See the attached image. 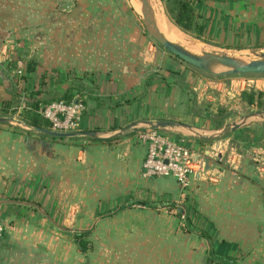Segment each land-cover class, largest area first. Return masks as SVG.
<instances>
[{
	"label": "crops",
	"instance_id": "crops-1",
	"mask_svg": "<svg viewBox=\"0 0 264 264\" xmlns=\"http://www.w3.org/2000/svg\"><path fill=\"white\" fill-rule=\"evenodd\" d=\"M45 1L50 25L31 35L43 41L34 57L27 44L0 49V117L8 103L21 117L27 99L41 109L69 97L97 138L0 124V264H206L220 242L237 246L238 264H264V80L207 79L157 49L135 18L81 12L116 0ZM158 1L169 17L171 0ZM191 1L199 42L264 51V0ZM24 57L36 72L15 85L8 65ZM160 122L206 161L186 189L145 172L137 135ZM187 216L211 240L188 232ZM85 231L92 249L82 254L73 234Z\"/></svg>",
	"mask_w": 264,
	"mask_h": 264
},
{
	"label": "rangeland",
	"instance_id": "rangeland-1",
	"mask_svg": "<svg viewBox=\"0 0 264 264\" xmlns=\"http://www.w3.org/2000/svg\"><path fill=\"white\" fill-rule=\"evenodd\" d=\"M126 1L130 3V8L128 7V4L126 3L122 4L121 2H117L116 0L114 4L117 6L111 5L112 7L110 6L102 7V5H99V7H95L93 9V6L87 5L85 7H81V12H83L84 14L88 12L90 9L92 11L98 9L100 10V13H101V10L103 9V12L106 16H111L117 13L118 15L126 16L125 18L127 22L126 25L128 24L129 20L132 21V19L135 18L136 28L138 30H142L146 38L149 41H151L157 49L162 50L163 48L148 35L145 29L144 22H143V16L141 13V7H142L141 3L136 0L135 1L126 0ZM152 3L157 9H160L162 11V13L165 16L164 17L165 21H167L170 24H173L172 21L168 20L169 17H167L166 14L163 12V8L161 7V4L159 3V1L152 0ZM48 8L49 6L47 5L45 0H0V49L4 47L8 49V46H11V47H14V50L17 49L16 51H18L20 46L27 44L28 47L23 46V47H26L30 51L26 57L33 58L34 56H33L32 48L34 44L36 48L39 46V44H42L43 41L42 39L36 40L31 35H33L34 32H37L39 30L49 29L50 24L47 20ZM56 8H61V7H59V5L56 6V4L52 5L53 13H55L54 10ZM68 8L70 9L69 11H71L73 7L68 6ZM108 9H111V10L108 11ZM91 10L89 12H92ZM93 13L97 14L96 12H93ZM56 24L58 25L59 21L56 22ZM26 31L30 32L29 34L30 36H28V38H23L25 34L24 32ZM205 52L219 55V56L235 57L236 59L242 60L245 63H248L254 60H259L261 56L264 55V51L261 52L260 47L249 48V49H245L240 52L238 51L234 52V51H224L218 47H214L213 45H208V44L205 46ZM26 57H24L23 60L20 59L19 61H15V62L11 61L10 63L12 64V67L13 68L19 67L20 66L19 62H21L25 66V62L28 59ZM8 66H10V64ZM194 69H196V71H198L202 75V77H205L210 80H216V81H222V82L229 81L230 79H247V80H250L251 82H254L260 79L264 80V75L226 74L228 73L229 69L221 67V66H212L211 70L208 72L199 70L197 68H194ZM2 117H14L18 120H22V118L18 114H9V115L2 116ZM13 126L20 127L17 125H13Z\"/></svg>",
	"mask_w": 264,
	"mask_h": 264
},
{
	"label": "built area",
	"instance_id": "built-area-1",
	"mask_svg": "<svg viewBox=\"0 0 264 264\" xmlns=\"http://www.w3.org/2000/svg\"><path fill=\"white\" fill-rule=\"evenodd\" d=\"M23 75H26L25 66L20 63L15 76L20 79ZM83 111L81 103L61 99L43 106L38 111V115L50 123L52 131L74 133L83 131ZM137 137L138 141L146 144L148 148L144 162L147 175L157 178H173L182 189H186L192 176L204 173L205 159L201 156L197 158L185 139H172L161 129L154 128L139 131ZM4 234L5 227L0 224V242Z\"/></svg>",
	"mask_w": 264,
	"mask_h": 264
},
{
	"label": "trees",
	"instance_id": "trees-1",
	"mask_svg": "<svg viewBox=\"0 0 264 264\" xmlns=\"http://www.w3.org/2000/svg\"><path fill=\"white\" fill-rule=\"evenodd\" d=\"M170 19L173 24L182 30L183 32L190 34L195 37V39L201 40L203 38L204 27L201 26L196 19L195 8L192 4L191 0H171L170 6L167 9ZM12 70L17 69V67L13 68L12 64L10 66ZM10 68V69H11ZM37 64L35 61L29 60L25 62V71L26 75H23L20 79L15 78L14 84L26 83L28 75L34 74L36 72ZM14 89V98L17 99L20 96V93L13 87ZM256 94L254 92L245 93L244 97L248 100L249 103L253 102V97ZM63 100L70 102L71 98L66 97ZM40 101L27 99L25 102V108L23 109V113L21 114V118L24 121L35 128H44L51 129V125L48 121L42 119L37 112L40 110L39 108ZM12 103H8L6 108L3 109L1 114L9 115L15 114V110L12 109ZM178 215L181 216L182 213L178 212ZM187 226L186 230L191 233H195L201 238L209 239L208 235L199 229H196L191 223L189 217L186 219ZM90 237V232H75L73 234V238L75 239L78 248L82 254H87L92 249V244L88 240ZM240 257L237 255V246L229 244L227 242L218 243L217 247L212 249L210 252V257L207 260L206 264H238V260Z\"/></svg>",
	"mask_w": 264,
	"mask_h": 264
},
{
	"label": "water",
	"instance_id": "water-1",
	"mask_svg": "<svg viewBox=\"0 0 264 264\" xmlns=\"http://www.w3.org/2000/svg\"><path fill=\"white\" fill-rule=\"evenodd\" d=\"M141 3V13L143 16V22L148 35L158 43L165 51L180 59L182 62L197 68L199 70L208 72L212 66H221L229 69L228 73L231 75H264V55L259 60H254L245 63L242 60L229 56H219L207 52H203L201 55H196L181 45L175 44L168 40L160 32L154 15V8L152 0H136ZM198 41V39L196 40ZM0 124L17 125L24 127L37 133L48 135L58 139H76V138H97V133L89 131H81L74 133H59L52 131L51 129L35 128L28 125L23 120H18L14 117H0ZM172 123H155L149 124L148 128L161 129L163 127L173 126ZM147 128V129H148Z\"/></svg>",
	"mask_w": 264,
	"mask_h": 264
},
{
	"label": "bare ground",
	"instance_id": "bare-ground-1",
	"mask_svg": "<svg viewBox=\"0 0 264 264\" xmlns=\"http://www.w3.org/2000/svg\"><path fill=\"white\" fill-rule=\"evenodd\" d=\"M153 8L157 26L164 37L175 44L181 45L182 47L196 55H201L203 52H205V45L203 43L196 41L189 35L184 34L182 30L180 31V29L175 25L165 21V16L162 11L160 9H157L154 5Z\"/></svg>",
	"mask_w": 264,
	"mask_h": 264
}]
</instances>
